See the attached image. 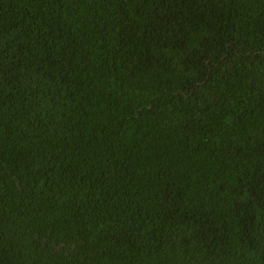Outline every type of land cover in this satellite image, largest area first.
Returning a JSON list of instances; mask_svg holds the SVG:
<instances>
[{
    "label": "trees",
    "instance_id": "trees-1",
    "mask_svg": "<svg viewBox=\"0 0 264 264\" xmlns=\"http://www.w3.org/2000/svg\"><path fill=\"white\" fill-rule=\"evenodd\" d=\"M0 264H264V0H0Z\"/></svg>",
    "mask_w": 264,
    "mask_h": 264
}]
</instances>
